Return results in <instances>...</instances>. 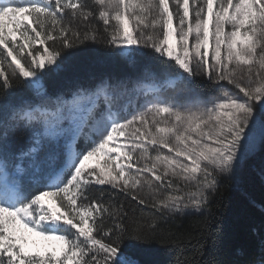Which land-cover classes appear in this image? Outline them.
<instances>
[{
  "label": "snow or ice",
  "instance_id": "snow-or-ice-1",
  "mask_svg": "<svg viewBox=\"0 0 264 264\" xmlns=\"http://www.w3.org/2000/svg\"><path fill=\"white\" fill-rule=\"evenodd\" d=\"M89 44L128 70L49 91ZM258 145L264 0H0V264H153Z\"/></svg>",
  "mask_w": 264,
  "mask_h": 264
},
{
  "label": "trees",
  "instance_id": "trees-1",
  "mask_svg": "<svg viewBox=\"0 0 264 264\" xmlns=\"http://www.w3.org/2000/svg\"><path fill=\"white\" fill-rule=\"evenodd\" d=\"M126 57L100 44L85 45L60 72L45 76L49 91L99 71L120 73ZM24 91H27L26 89ZM158 238L139 258L153 264H238L256 259L264 239V148L250 154L235 176H223L201 211L168 218ZM245 253L244 256L240 252Z\"/></svg>",
  "mask_w": 264,
  "mask_h": 264
},
{
  "label": "rangeland",
  "instance_id": "rangeland-1",
  "mask_svg": "<svg viewBox=\"0 0 264 264\" xmlns=\"http://www.w3.org/2000/svg\"><path fill=\"white\" fill-rule=\"evenodd\" d=\"M258 149H259V145L257 146L256 150L252 154L256 153Z\"/></svg>",
  "mask_w": 264,
  "mask_h": 264
}]
</instances>
